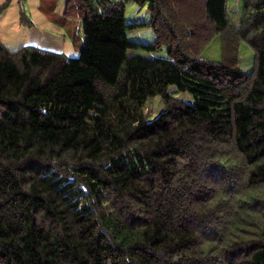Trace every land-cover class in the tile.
<instances>
[{
    "label": "trees",
    "instance_id": "trees-1",
    "mask_svg": "<svg viewBox=\"0 0 264 264\" xmlns=\"http://www.w3.org/2000/svg\"><path fill=\"white\" fill-rule=\"evenodd\" d=\"M229 4L67 0L78 59L0 43V264H264V0L240 28ZM216 36L223 60L202 59Z\"/></svg>",
    "mask_w": 264,
    "mask_h": 264
},
{
    "label": "rangeland",
    "instance_id": "rangeland-1",
    "mask_svg": "<svg viewBox=\"0 0 264 264\" xmlns=\"http://www.w3.org/2000/svg\"><path fill=\"white\" fill-rule=\"evenodd\" d=\"M67 0H0V40L2 44L10 50H19L30 38L33 42H43L44 48H48V39L62 38L64 45L60 53L69 59L80 57L84 36L82 23L77 32V36H69L63 12ZM126 5L125 20L127 24L146 22L150 19L148 4L141 6L135 2ZM243 0H230L229 16L236 27L241 26L243 11ZM55 10V11H54ZM55 16V17H54ZM60 19V20H59ZM59 21V22H58ZM128 40L140 46H151L155 43V31L150 28H139L127 31ZM21 47V48H20ZM56 47V46H55ZM19 48V49H18ZM49 50V49H48ZM129 56H139L147 60H169L167 49L149 52L141 47L128 50ZM239 67L246 74H252L255 69V53L252 47L246 42H242L239 51ZM201 58L212 62H221L222 41L220 36H216L203 50ZM174 96L189 101L186 94L178 92ZM147 117H154L163 110L161 103L148 104L145 108Z\"/></svg>",
    "mask_w": 264,
    "mask_h": 264
},
{
    "label": "crops",
    "instance_id": "crops-1",
    "mask_svg": "<svg viewBox=\"0 0 264 264\" xmlns=\"http://www.w3.org/2000/svg\"><path fill=\"white\" fill-rule=\"evenodd\" d=\"M53 38L54 40L48 39L47 42H44L45 44L47 43L48 48H44L43 42H33L32 38L26 41L22 47H36V48L45 49V50L49 49V51L57 52V53H60V50L64 51L63 49H61L62 45H64L62 38H58V37L57 38L53 37ZM0 43H1V40H0Z\"/></svg>",
    "mask_w": 264,
    "mask_h": 264
}]
</instances>
